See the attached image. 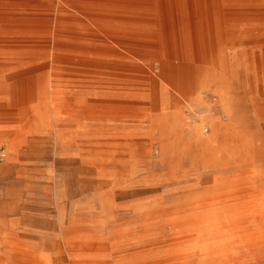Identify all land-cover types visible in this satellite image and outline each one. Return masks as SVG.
Wrapping results in <instances>:
<instances>
[{
  "label": "rangeland",
  "instance_id": "1",
  "mask_svg": "<svg viewBox=\"0 0 264 264\" xmlns=\"http://www.w3.org/2000/svg\"><path fill=\"white\" fill-rule=\"evenodd\" d=\"M166 1L0 0V264H264V0Z\"/></svg>",
  "mask_w": 264,
  "mask_h": 264
},
{
  "label": "crops",
  "instance_id": "2",
  "mask_svg": "<svg viewBox=\"0 0 264 264\" xmlns=\"http://www.w3.org/2000/svg\"><path fill=\"white\" fill-rule=\"evenodd\" d=\"M29 42V43H28ZM21 43H24V44H33L32 42L28 41V40H22ZM32 52V51H30ZM38 53V52H37ZM1 130V129H0ZM10 139V135H7V136H2L1 132H0V141H5V140H9ZM5 209H8V207H4ZM7 228V220L4 218V217H0V233H2L5 229ZM64 242V241H63ZM57 245L59 244L58 242L56 243ZM76 249H73L72 251L68 252V255L69 253L71 252H74ZM64 260V256H59L57 258V261L58 262H61Z\"/></svg>",
  "mask_w": 264,
  "mask_h": 264
},
{
  "label": "bare ground",
  "instance_id": "3",
  "mask_svg": "<svg viewBox=\"0 0 264 264\" xmlns=\"http://www.w3.org/2000/svg\"><path fill=\"white\" fill-rule=\"evenodd\" d=\"M254 1V0H253ZM54 2V1H53ZM161 2H162V4H164L165 6H167V1L166 0H161ZM245 2H248V1H245ZM249 2H252V0L251 1H249ZM231 3H238L237 1H235V0H232V1H230L228 4H231ZM240 3V2H239ZM254 3V2H253ZM260 3H263L264 4V2L263 1H261ZM71 6V5H70ZM37 9V8H36ZM56 9H57V7H56ZM157 10V9H156ZM79 11V10H78ZM158 12V11H157ZM12 23V22H11ZM38 23V22H37ZM160 24V23H159ZM3 26V25H2ZM1 28V27H0ZM4 28V27H3ZM75 28V27H74ZM81 29V28H80ZM164 29V28H163ZM167 30V29H166ZM46 36V35H45ZM29 43V42H28ZM76 44V43H75ZM21 46H26V45H30V46H34V44H24V43H21L20 44ZM35 45H37V46H39L38 44H35ZM53 45V44H52ZM85 45V44H84ZM40 47V53L41 54H46V53H44L45 51L46 52H48V49H47V47H43V46H39ZM87 47V46H86ZM96 47V46H95ZM94 47V48H95ZM99 47V46H98ZM101 47V46H100ZM60 48V47H59ZM97 48V47H96ZM108 48H110V47H108ZM100 49H102V48H100ZM105 49V48H104ZM106 50V49H105ZM33 51V50H32ZM36 51V50H35ZM107 51H109V50H107ZM114 54H116V53H114ZM127 56V55H126ZM4 157H5V153H4ZM102 185V184H101ZM256 219V218H255ZM76 248V247H75Z\"/></svg>",
  "mask_w": 264,
  "mask_h": 264
},
{
  "label": "built area",
  "instance_id": "4",
  "mask_svg": "<svg viewBox=\"0 0 264 264\" xmlns=\"http://www.w3.org/2000/svg\"><path fill=\"white\" fill-rule=\"evenodd\" d=\"M4 159V152L0 151V160Z\"/></svg>",
  "mask_w": 264,
  "mask_h": 264
}]
</instances>
